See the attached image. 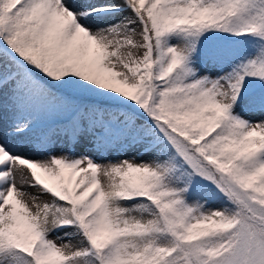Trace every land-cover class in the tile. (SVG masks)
Returning a JSON list of instances; mask_svg holds the SVG:
<instances>
[{
  "label": "snow or ice",
  "instance_id": "snow-or-ice-1",
  "mask_svg": "<svg viewBox=\"0 0 264 264\" xmlns=\"http://www.w3.org/2000/svg\"><path fill=\"white\" fill-rule=\"evenodd\" d=\"M0 264H264V0H0Z\"/></svg>",
  "mask_w": 264,
  "mask_h": 264
},
{
  "label": "rangeland",
  "instance_id": "rangeland-1",
  "mask_svg": "<svg viewBox=\"0 0 264 264\" xmlns=\"http://www.w3.org/2000/svg\"><path fill=\"white\" fill-rule=\"evenodd\" d=\"M29 190H32L33 192H36V190L34 188H30ZM39 193L36 192V196H38ZM42 200H46V197L42 198ZM53 239H55V237H53ZM67 242V241H65Z\"/></svg>",
  "mask_w": 264,
  "mask_h": 264
},
{
  "label": "bare ground",
  "instance_id": "bare-ground-1",
  "mask_svg": "<svg viewBox=\"0 0 264 264\" xmlns=\"http://www.w3.org/2000/svg\"><path fill=\"white\" fill-rule=\"evenodd\" d=\"M30 188H26L25 190L30 192L33 196H36V192H33L32 190H29Z\"/></svg>",
  "mask_w": 264,
  "mask_h": 264
}]
</instances>
